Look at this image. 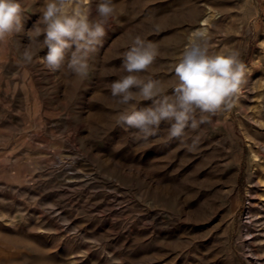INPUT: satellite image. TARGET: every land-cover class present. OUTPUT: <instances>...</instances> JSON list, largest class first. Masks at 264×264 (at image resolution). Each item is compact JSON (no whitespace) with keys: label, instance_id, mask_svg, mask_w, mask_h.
Here are the masks:
<instances>
[{"label":"rangeland","instance_id":"1","mask_svg":"<svg viewBox=\"0 0 264 264\" xmlns=\"http://www.w3.org/2000/svg\"><path fill=\"white\" fill-rule=\"evenodd\" d=\"M45 2L21 0L0 44V264H264V0H113L86 79L47 70L38 42L23 60ZM201 30L210 53L239 51L242 94L183 139L135 140L107 87L130 36L156 46L141 75L171 95Z\"/></svg>","mask_w":264,"mask_h":264},{"label":"clouds","instance_id":"2","mask_svg":"<svg viewBox=\"0 0 264 264\" xmlns=\"http://www.w3.org/2000/svg\"><path fill=\"white\" fill-rule=\"evenodd\" d=\"M87 3L88 0H46L38 21L27 32L30 42L22 53L23 60L32 62L31 44L38 42L40 50L47 49L41 58L47 70L57 72L66 65L75 77L86 79L89 59L116 15L113 0H99L97 16L90 19ZM23 11L21 0H0V44L23 31ZM130 40L119 69L109 73L117 78L107 87L116 104L124 106L118 125L134 129L135 140L157 135L161 124L167 125L169 140L183 139L186 129L198 131L201 125L211 122V116L230 110L232 101L242 94L246 69L239 51L210 53L206 30L194 34L175 65L171 95L161 81L141 75L150 73L158 56L156 46L140 35L130 36ZM142 101L151 104L137 109L135 105ZM187 147L195 151L196 140Z\"/></svg>","mask_w":264,"mask_h":264}]
</instances>
